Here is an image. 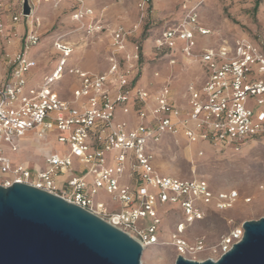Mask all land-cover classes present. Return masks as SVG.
I'll use <instances>...</instances> for the list:
<instances>
[{"label":"built area","instance_id":"built-area-1","mask_svg":"<svg viewBox=\"0 0 264 264\" xmlns=\"http://www.w3.org/2000/svg\"><path fill=\"white\" fill-rule=\"evenodd\" d=\"M37 1L56 6L71 4L70 20L86 38L106 32L110 39L107 70L96 74L67 68L77 47L55 38L52 49L58 62L40 84H33L29 76L38 62L30 52L41 41L39 19H33V13L22 15V4L17 12L9 14V26L0 17V43H20L15 52L0 48V145L10 144L11 151L17 153L15 142L26 133L44 138L57 132V142L68 147L62 156L45 158L41 170L13 166L0 148V186L25 184L58 196L129 235L143 249L159 243L158 202L178 205L183 221L176 224L169 242L176 255L195 262L217 261L240 242L242 226L232 228L211 246L203 238L189 243L185 233L204 218V207L231 209L239 201V194L234 190L213 192L202 179L159 175L152 165L153 148L163 136H181L188 143L202 140L238 152L248 141L264 136V110H260L264 108V50L249 38L239 37L194 51L197 37L211 34L199 21L198 8L205 0H174L180 17L154 38L153 51L165 57L170 68L181 61L185 67L196 63L202 70L198 87L193 82L185 86L184 108L173 98L170 77L154 95L137 87L134 77L141 54L139 46L129 41L131 32L121 26L106 29L85 0ZM151 1L137 0L141 18L150 13ZM2 11L11 12L5 0H0ZM19 23L25 26L22 35L15 29ZM65 74L78 81L72 102L53 91ZM154 77L159 78V72ZM248 98L255 100L256 115L245 107ZM82 99L87 100L80 103ZM71 104L78 105V110L71 109ZM117 106H121L123 114H132L137 125L114 124ZM189 123L194 125L192 129ZM106 153H113L109 166ZM73 158L85 167L84 172L74 171ZM65 174L69 177L65 178ZM87 176L91 181L86 180ZM99 191L112 196L119 207L110 210L105 203L94 202ZM201 254H206L205 259H198Z\"/></svg>","mask_w":264,"mask_h":264},{"label":"rangeland","instance_id":"rangeland-1","mask_svg":"<svg viewBox=\"0 0 264 264\" xmlns=\"http://www.w3.org/2000/svg\"><path fill=\"white\" fill-rule=\"evenodd\" d=\"M91 7L97 20L106 29L121 26L130 33V43L141 45V62L135 72L137 87L145 89L154 95L170 77V87L176 104L185 106L183 93L185 86L201 81L202 70L198 64L185 67L181 64L173 68L167 65L165 57H158L153 51V40L165 27L175 24L180 17L179 5L174 0H152L150 13L141 18L137 10V0H85ZM33 19L38 18L40 26L38 33L41 41L30 52V57L38 62L29 78L33 84H40L42 77L52 71L57 64L56 53L52 49V41L62 38L75 44L77 49L68 59L67 68H79L91 73H102L107 70L106 57L109 52V37L106 32L93 38H86L79 26L70 20L71 4L59 5L29 0ZM11 12H17L22 0H5ZM255 0H205L198 8L199 21L211 34L207 37H197L194 51H200L207 46H216L220 40L232 41L239 37L254 39L264 50V0H260L254 11ZM18 35L25 26L21 23L15 26ZM252 41V40H251ZM13 47L0 43L1 50ZM159 72V78L154 73ZM28 79V78H27ZM78 87V81L65 74L53 86V91L62 99L72 102V92ZM200 89V88H198ZM82 99L80 103L86 102ZM154 108L151 99L147 100ZM256 115L258 108L255 100L248 98L246 106ZM71 109L78 110V105L71 104ZM260 110H264L261 108ZM133 115L123 114L121 106L115 109L114 124L128 123L137 125ZM192 123L188 128H193ZM58 133H49L44 138H38L34 132L26 133L16 140L19 147L17 153L10 149V144L0 145L3 156L10 160L13 166L23 165L29 169H43L45 158L53 154L62 156L67 146L57 142ZM113 153H106L107 166L111 165ZM74 171L82 173L85 167L72 159ZM152 165L162 176L177 179H202L211 191H237L239 201L225 211H217L204 207L205 216L192 224L185 233L189 243L196 238H203L207 246L214 245L232 228L242 226L246 221H256L264 218V136L248 141L238 152L231 148L214 147L207 142L198 140L188 143L181 136H163L153 148ZM65 178L69 174H65ZM91 181V177H86ZM60 181V180H59ZM149 193L153 190L148 189ZM245 199H250L245 203ZM94 202L105 203L108 208L119 207L105 191H99L93 198ZM157 217L160 224L157 230L159 243L143 250L141 264H174L177 257L175 249L169 244L170 234L177 223L183 221V215L178 205L157 204ZM201 254L198 259H205Z\"/></svg>","mask_w":264,"mask_h":264},{"label":"water","instance_id":"water-1","mask_svg":"<svg viewBox=\"0 0 264 264\" xmlns=\"http://www.w3.org/2000/svg\"><path fill=\"white\" fill-rule=\"evenodd\" d=\"M29 16V0H22ZM243 237L217 261L174 264H264V218L242 224ZM142 245L89 212L31 186H0V264H141Z\"/></svg>","mask_w":264,"mask_h":264},{"label":"crops","instance_id":"crops-1","mask_svg":"<svg viewBox=\"0 0 264 264\" xmlns=\"http://www.w3.org/2000/svg\"><path fill=\"white\" fill-rule=\"evenodd\" d=\"M64 4H69V3H66V2H63ZM70 5V4H69ZM85 5L88 7V8H91L87 3H86V1H85ZM0 17H1V19H2V21H3V23L6 25V26H9V24H10V16H9V14H6L4 11H2V12H0ZM24 29L22 30V32H21V34L20 35H22L23 33H24ZM109 42H110V39H109ZM13 47H10L9 48V52H15V51H17L18 49H19V46H20V43H19V41H15L13 44ZM7 50V49H6ZM83 71H85V72H90V71H86V70H83ZM176 99V98H175ZM174 99V100H175ZM66 101V100H65ZM69 102V101H68ZM176 102V101H175ZM135 120V119H134Z\"/></svg>","mask_w":264,"mask_h":264},{"label":"trees","instance_id":"trees-1","mask_svg":"<svg viewBox=\"0 0 264 264\" xmlns=\"http://www.w3.org/2000/svg\"><path fill=\"white\" fill-rule=\"evenodd\" d=\"M259 2H260V0H255V4H254V11H255V9L258 7V4H259ZM254 43H256L257 45H259L260 46V44L258 43V42H256V40H254V39H251ZM135 44H137L138 46H139V48H140V54H141V45H140V43L139 42H135ZM261 47V46H260ZM140 62H141V58H140V60H139V64H140Z\"/></svg>","mask_w":264,"mask_h":264}]
</instances>
